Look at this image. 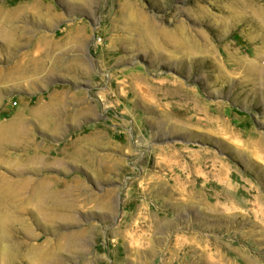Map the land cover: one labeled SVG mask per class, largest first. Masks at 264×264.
Instances as JSON below:
<instances>
[{"label":"rangeland","instance_id":"rangeland-1","mask_svg":"<svg viewBox=\"0 0 264 264\" xmlns=\"http://www.w3.org/2000/svg\"><path fill=\"white\" fill-rule=\"evenodd\" d=\"M0 264H264V0H0Z\"/></svg>","mask_w":264,"mask_h":264},{"label":"bare ground","instance_id":"bare-ground-1","mask_svg":"<svg viewBox=\"0 0 264 264\" xmlns=\"http://www.w3.org/2000/svg\"><path fill=\"white\" fill-rule=\"evenodd\" d=\"M243 13H241V15H242ZM235 15L237 16V17H239V14H236L235 13ZM69 35H70V37H73V34L70 32V34H66L65 35V37H64V39L65 38H70L69 37ZM53 45V44H52ZM233 59V61H234V63L238 66V67H243L244 69H246L247 71H248V73L249 74H251L252 76H255V78H257L258 80H259V78H261V75L259 74V72H258V70L260 69L258 66H255L254 64H252L251 62H243V60H241V59H239L235 54H233V57H232ZM20 119H21V117L20 116H15L14 118H13V120H12V123L13 124H15V125H17V126H19V124H20ZM42 119L43 120H41L42 121V123L44 124V125H47L46 123H47V119L45 118V116H43L42 115ZM41 123V122H40ZM43 125V126H44ZM8 127H9V125H8ZM10 128L11 129H13L11 126H10ZM1 129H2V127H1ZM1 136H2V134H1ZM36 156V155H35ZM38 156V155H37ZM34 157V156H33ZM35 158V157H34ZM30 159H32L31 157H29L27 160H30Z\"/></svg>","mask_w":264,"mask_h":264},{"label":"crops","instance_id":"crops-1","mask_svg":"<svg viewBox=\"0 0 264 264\" xmlns=\"http://www.w3.org/2000/svg\"><path fill=\"white\" fill-rule=\"evenodd\" d=\"M69 37H70V35H69ZM73 37H76V34H73Z\"/></svg>","mask_w":264,"mask_h":264}]
</instances>
